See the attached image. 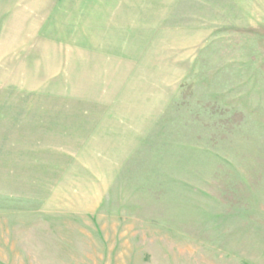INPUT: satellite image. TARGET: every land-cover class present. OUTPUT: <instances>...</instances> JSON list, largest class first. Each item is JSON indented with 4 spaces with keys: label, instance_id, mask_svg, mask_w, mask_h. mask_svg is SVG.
<instances>
[{
    "label": "rangeland",
    "instance_id": "rangeland-1",
    "mask_svg": "<svg viewBox=\"0 0 264 264\" xmlns=\"http://www.w3.org/2000/svg\"><path fill=\"white\" fill-rule=\"evenodd\" d=\"M0 264H264V0H0Z\"/></svg>",
    "mask_w": 264,
    "mask_h": 264
}]
</instances>
